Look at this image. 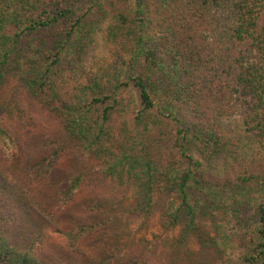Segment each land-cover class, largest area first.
<instances>
[{"label": "trees", "instance_id": "16d2710c", "mask_svg": "<svg viewBox=\"0 0 264 264\" xmlns=\"http://www.w3.org/2000/svg\"><path fill=\"white\" fill-rule=\"evenodd\" d=\"M0 264H264V0H0Z\"/></svg>", "mask_w": 264, "mask_h": 264}, {"label": "rangeland", "instance_id": "374dc122", "mask_svg": "<svg viewBox=\"0 0 264 264\" xmlns=\"http://www.w3.org/2000/svg\"><path fill=\"white\" fill-rule=\"evenodd\" d=\"M104 27H105L104 24L100 25V27H97L93 42L89 45V47L85 51L84 63L89 68L97 66L98 63H100L105 57H107V49H106L104 33H103ZM20 95H21V91L19 88V83L16 75L2 89V98L4 100H9ZM47 108H50V106L48 107L43 106L42 110L46 111ZM46 123H48V121H46ZM224 124L231 139L233 140V142H231L230 144L233 150L241 153L249 150L248 142L244 137V133L242 131L239 117L238 116L228 117L227 119H225ZM226 156L227 153H223L220 154L218 157H215L212 160V165L216 169L219 168L220 170L227 159ZM107 181L109 184L114 186L112 188V190H114L117 185L111 182L109 179ZM130 192H131L130 194H132L133 190H130ZM130 199H132V196H130ZM205 219L206 217L203 218V223L207 224V222H205ZM182 229H183V224H180L174 230L169 231L167 234H165V232H163V230L159 227L158 222L154 220L153 222H151L141 230V232L137 235V239L152 238L155 233L157 234L162 233L166 236H173L180 233ZM188 245L193 250H200L203 246L201 239L194 234H191V236L189 237Z\"/></svg>", "mask_w": 264, "mask_h": 264}]
</instances>
